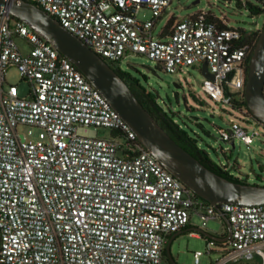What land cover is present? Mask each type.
I'll return each mask as SVG.
<instances>
[{"label":"built area","instance_id":"obj_1","mask_svg":"<svg viewBox=\"0 0 264 264\" xmlns=\"http://www.w3.org/2000/svg\"><path fill=\"white\" fill-rule=\"evenodd\" d=\"M28 1L110 64L131 54L146 55L168 72L192 65L202 70L207 62L229 103L226 89L245 91L253 43L243 39L251 32L225 16L201 9L168 26L171 14L156 33L174 0ZM256 1L264 9V0ZM144 9L150 17L140 16ZM13 66L31 84L27 96L16 84L5 87ZM20 124L46 129L49 140H23ZM100 128L111 136H100ZM218 130L225 141L248 146L260 135L234 119ZM193 212L204 226L224 214L231 222L224 241L190 232L206 238L207 253H223L214 264L256 257L264 264V204L225 202L217 209L198 196L68 57L0 8V264H163L167 242L190 224ZM204 253L195 251L196 263Z\"/></svg>","mask_w":264,"mask_h":264},{"label":"rangeland","instance_id":"obj_2","mask_svg":"<svg viewBox=\"0 0 264 264\" xmlns=\"http://www.w3.org/2000/svg\"><path fill=\"white\" fill-rule=\"evenodd\" d=\"M251 5L263 7L256 0H174L159 21L156 33L166 24L171 14L183 19L201 9L225 16L231 26L245 29L247 32L261 31L264 14L252 12ZM140 16L148 18L150 11L144 9ZM17 41L24 52L29 50L24 38L18 37ZM112 65L139 79L143 86L156 94L160 104L174 113L176 121L198 139L199 146L205 149L214 161L233 165L235 159H238L236 167H232L233 174L246 179L250 184L264 185V125L256 119H249L248 112L244 113L241 109L233 107L221 94L218 83L208 80L199 66H183L176 72H168L156 60L143 54L128 55L120 63ZM9 84L17 85L20 96H27L31 90V84L21 76L15 66L9 68L6 74L5 87ZM239 96L241 93H238L237 97ZM231 119L251 133L256 129L260 132L254 143L248 146L241 139H236L233 147L232 141L221 138L218 128H230ZM17 129L23 140H49L48 132L42 127L20 124ZM98 131L102 137L111 136L110 129L100 128ZM203 226V219L193 212L187 229L173 240L171 253L178 264H214L222 258L221 252L207 253L206 238L202 235L193 236L190 232H200L197 228H201L216 236L226 235V222L223 218L212 217L207 220L204 228ZM197 250L205 252L200 257V263L195 262L194 253ZM247 263L246 260H240L226 264ZM251 263L260 264V259L256 257ZM163 264H168V261L164 259Z\"/></svg>","mask_w":264,"mask_h":264},{"label":"water","instance_id":"obj_3","mask_svg":"<svg viewBox=\"0 0 264 264\" xmlns=\"http://www.w3.org/2000/svg\"><path fill=\"white\" fill-rule=\"evenodd\" d=\"M0 8L8 9L14 16L24 20L68 57L131 125L143 145L198 196L209 201L217 209L220 203L225 202L264 204V185L234 181L207 167L171 137L107 60L44 9L28 0H0ZM202 73L208 80L215 81V74L209 70L207 62L203 64ZM175 85L179 86L177 83ZM263 88L264 25L250 59L245 87L246 102L253 115L262 123H264ZM230 132L233 133L232 130ZM232 144L235 147V140ZM223 219L229 235L231 222L225 214ZM198 230L217 241H224L228 237L216 236L201 228ZM175 236L176 234L172 235L166 248L170 261L178 264L171 253Z\"/></svg>","mask_w":264,"mask_h":264},{"label":"trees","instance_id":"obj_4","mask_svg":"<svg viewBox=\"0 0 264 264\" xmlns=\"http://www.w3.org/2000/svg\"><path fill=\"white\" fill-rule=\"evenodd\" d=\"M252 12L256 14H260L264 12V9L261 7L253 6L251 5ZM176 19V16H173L168 26H170ZM244 32H246L245 29H243ZM261 31H252L248 36L245 35L244 39L245 41H250L253 43L252 51L247 59V66H246V83L248 79V70H249V63L252 56V53L254 51L255 45L257 43L258 37L260 35ZM112 65V64H111ZM113 66V65H112ZM115 70L121 75V77L129 84L133 92L136 94V96L139 98V100L143 103L146 109L149 110V112L154 116V118L158 121V123L173 137L180 145H182L185 149H187L189 152H191L194 156H196L202 163H204L207 167L215 171L216 173H219L220 175L227 177L231 180L242 182V183H248V181L244 178H240L239 176L233 174L232 167H236L235 165L238 163V159H235V162L233 165L229 164H222L220 162L214 161L210 154L203 148L199 146L198 139L192 136L186 129H184L175 119V115L173 112L168 111L166 108H164L163 105L160 104L158 101V96L154 94L152 91H149L145 86L141 85L139 81L136 78H133L130 74L126 73L123 70H120L119 68H116L113 66ZM225 95L227 97H230V102L233 107H238L239 109L246 108L248 115L252 116L254 119H256L258 122H260L252 113L250 110L246 99H245V91L241 94V96L237 97L238 93H232L225 90ZM262 123V122H260ZM264 125V123H262ZM209 202V201H208ZM188 227V226H187ZM184 228L182 231H184ZM181 231V232H182ZM180 232L176 233L175 238L178 236ZM172 237V236H171ZM174 238V239H175ZM173 239V240H174ZM164 259L168 261V264H173L167 253V248L164 250ZM252 264V263H247Z\"/></svg>","mask_w":264,"mask_h":264},{"label":"flooded vegetation","instance_id":"obj_5","mask_svg":"<svg viewBox=\"0 0 264 264\" xmlns=\"http://www.w3.org/2000/svg\"><path fill=\"white\" fill-rule=\"evenodd\" d=\"M137 80L139 81V83H140L141 85H143L139 79H137Z\"/></svg>","mask_w":264,"mask_h":264},{"label":"crops","instance_id":"obj_6","mask_svg":"<svg viewBox=\"0 0 264 264\" xmlns=\"http://www.w3.org/2000/svg\"><path fill=\"white\" fill-rule=\"evenodd\" d=\"M238 166H240L239 164H238ZM181 232V231H180Z\"/></svg>","mask_w":264,"mask_h":264}]
</instances>
